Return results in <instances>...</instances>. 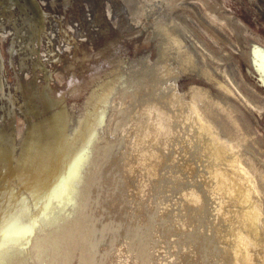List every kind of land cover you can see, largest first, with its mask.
I'll use <instances>...</instances> for the list:
<instances>
[{"label": "water", "instance_id": "1", "mask_svg": "<svg viewBox=\"0 0 264 264\" xmlns=\"http://www.w3.org/2000/svg\"><path fill=\"white\" fill-rule=\"evenodd\" d=\"M130 39L88 63L63 65L57 80L50 71L34 75L32 69L22 75L21 67L6 79L0 62V81L7 89L0 87V109L20 103L22 96L8 89L14 82H35L45 76L51 89L63 90L72 69L84 74L79 84L85 89L106 79L97 72L115 58L122 56L129 63L134 55L142 62L152 57L148 43L131 52ZM85 74L93 76L87 79ZM179 77L167 79L177 81ZM164 83L157 78L144 82L143 95L149 99L156 86ZM164 92L170 95L171 89ZM85 94H65L47 105L53 108L46 110L48 119L60 113L68 118L56 120L48 132L49 143L43 150L49 174L41 177H35L37 167L28 161L27 154L33 149L29 138L21 130L22 135L16 136L19 115L0 116V264H246L241 236L257 245L258 228L244 222L241 193L221 178L211 139L202 134L203 140L190 130L152 132L163 141L157 143L168 165L165 170L155 168L146 178L145 170L128 165L130 154L124 155L131 139L117 137L116 128L107 127L106 116L117 92L106 93L105 106L91 109L83 107L88 102ZM65 146H71V155L67 150L65 155L58 154ZM79 148H89V157L74 156ZM114 149L120 154L113 163L110 152L113 155ZM78 159L77 173L64 175L65 168ZM26 172L35 176L18 177ZM255 260L263 263L258 257Z\"/></svg>", "mask_w": 264, "mask_h": 264}, {"label": "rangeland", "instance_id": "2", "mask_svg": "<svg viewBox=\"0 0 264 264\" xmlns=\"http://www.w3.org/2000/svg\"><path fill=\"white\" fill-rule=\"evenodd\" d=\"M176 15L179 16L181 20H179ZM196 15H199L201 19L204 21L206 20L205 22L208 23L205 24ZM224 16L226 19H224ZM154 19L164 24L168 30L169 28L173 29V32L177 34L181 41V46L190 53V60L197 71H195L193 67L191 68L194 70L191 69V71L174 68L173 71H171L176 72L175 77H180L177 81H169L168 79L172 77V72L169 71L171 65L169 66V64L172 61L168 58L162 59L163 63L158 69L160 73L153 75L154 77L151 76V78L149 77L150 75H147L142 85L131 90L130 94L128 93L129 95L123 98L119 103L120 119L115 118V122L113 121L110 130L116 128L115 132H118L117 137L121 136L125 140L131 137V149L129 148V152L126 151L124 153L126 157L130 154L128 165L136 169L138 167L140 171L143 170L144 172L145 170L147 172L149 171L147 164H149L151 168L148 174L145 172L146 178H148L147 176L152 170H155L154 168L159 170L160 167V170H165L168 164H166L165 159H163L165 154L162 153L164 151L161 150V146L159 145L160 142L157 143L158 139L161 141L162 139L156 138L154 135L158 133L169 134V131L170 133H172V131L176 132L178 129H181V127V131H193L194 121H192L189 116L196 115L199 118L201 109H205V112H209L215 108L210 100L205 97H202L203 99L195 106L191 103V93L193 91L191 89L194 86L198 88L209 87L210 91H213L212 93H218L217 90L214 91L212 81L208 82L202 75L198 74V70L204 68L210 76L214 77L213 81L214 79L220 80V82L233 93L232 95L230 93V95L234 97L233 101H231L233 97L229 96V94L221 96L223 98L225 97V99L227 98L226 101L231 106L229 109L233 111V116H236L235 118L239 121L242 130L249 135V138L246 139L244 143H246V145L251 144L252 147H254L255 155L248 152L245 160H251L253 163L258 161L257 163L262 165V170H259L255 175L256 185L261 192L259 197H255V199L256 202H259L260 210L264 211V209H262L264 207V150H262L264 149V74L259 64V59L261 57L264 59V0H0L1 67L6 72V79H9L12 70L20 72L18 69L19 67L23 68L21 71L22 75H27L32 69L38 74L51 70L54 66H63L67 64L75 65L76 62L80 64L87 63L100 53L114 48L115 44H120L130 38V40H132L130 47L131 52H135L136 48L147 46V43L152 46V48L154 47L152 57H147L145 59L146 64L150 65L154 63L157 55L156 38H150V28L148 26L150 21ZM210 26L216 27L211 31L208 28ZM235 34L239 39H234ZM138 36L140 37L138 41L133 42ZM237 44L239 48L241 47L240 49ZM251 46H257V54L262 55H252L250 49H248ZM132 58L129 63H124L132 66L139 60L136 55L132 56ZM115 59H122V57ZM110 68H112V63H109L103 70L97 73L98 75L100 73L104 74L105 71ZM36 73H34V75ZM97 73L94 74L97 76ZM83 75L84 74H76V71L72 69L69 70L66 78L67 83L63 90L51 89V85L45 79V76L29 84L27 80H25L23 84L14 82V85L9 86L8 89H14L16 94L23 98L19 97L18 100L20 103L17 102L18 104H13L14 106L9 105L7 107V112L1 108L0 116L6 117L9 113H17L23 125V129H20L21 124L18 125L17 134H20L25 129V123H33L39 118L47 116L46 110L50 111L53 109L47 105L60 101L62 95L73 94L76 97L79 96L80 92L87 91L88 88L84 89V86H82L83 83L79 84L82 80L80 78H82L81 76ZM89 75L93 76V74H85L87 79H89ZM51 76H53L54 79L60 78V71L55 68ZM156 78L162 80L163 83L166 81V85L165 83V86L163 84L161 87L157 85L155 89L157 92L153 90L155 94L150 96V102H148L149 99L143 95L144 93H138V91L142 90L144 82H154ZM192 79H194V81H192ZM184 81L186 83H184ZM31 83V87L33 88L32 91L29 90L30 88L28 87ZM186 84L190 88L187 87ZM3 85L4 83L0 81V87ZM183 87L186 89L184 90ZM244 87L247 89L240 90ZM4 88L6 87H2V89ZM165 88L171 89L170 95L164 92ZM247 90H250L251 93ZM174 93L182 96L185 100L175 104L172 102L170 105L169 102L174 98V95H172ZM252 95L260 99L253 100ZM151 97L153 99L159 97L161 104L163 102L169 103L174 113L170 112L169 115H167L168 113H162L160 115L156 123L157 129L153 131L154 135L150 134L147 135L148 138L145 137L146 139L144 140L147 141H143L142 144L144 148H142L138 140L143 137L145 133L144 130L147 124V117L145 115L140 116L136 124L137 120L130 118V115H133L134 111L137 109L139 113H142L147 102L151 103L153 100ZM204 98L207 101L204 100ZM144 99H147V101L145 102ZM259 100L260 102H257ZM186 101L192 105V108H187L188 103ZM236 101H238V103ZM123 102H125V105ZM130 103H134V105L129 106ZM84 105V109L87 108L88 104ZM152 105H155V103H152ZM99 106H103V103H99L97 106L93 107L98 108ZM135 106L136 108H133ZM156 106H154L155 109H159L158 107L156 108ZM93 107L88 105V109ZM55 109L60 108L55 107ZM132 109L134 110L132 111ZM87 114L88 118L92 120L93 114L86 112V115ZM170 114L176 115L172 117ZM178 114L181 117H178ZM220 114L226 121L227 119L225 118L224 112H220ZM252 119L263 133L257 130ZM120 121L122 123H120ZM227 122L229 123V120H227ZM20 130L21 132H19ZM92 133L88 138L89 143L93 141ZM219 133L221 134L222 132L220 131ZM235 135L236 134H233L232 136ZM200 137L203 139L202 135ZM145 147L153 148V153L152 149H147ZM70 149L71 153V146L69 147V150ZM80 149L81 148L76 152L73 151L75 152L74 156L78 157L82 155L83 159L88 158V155H90L88 153L89 148H87L88 150L85 149V151ZM116 150L117 149H114L113 155L111 154L112 152H110L111 156H113V158H111L112 162L116 160L117 155L120 154L115 153ZM134 150L135 152L138 151L135 155ZM260 150L263 151V153ZM107 157L109 156L107 155ZM154 158L156 164L158 163L157 165L154 162ZM148 159L151 160V163ZM146 161L147 163H145ZM160 162L161 164H159ZM79 164L80 160L78 159V162L76 161L71 164L70 168H65L63 174L77 173ZM151 175L152 174H150V176ZM76 177L77 175L75 178ZM258 221L260 240L257 245H254V242L248 239L247 243L249 244V248L247 251L249 255L258 252L257 246L264 250V218H259Z\"/></svg>", "mask_w": 264, "mask_h": 264}, {"label": "bare ground", "instance_id": "3", "mask_svg": "<svg viewBox=\"0 0 264 264\" xmlns=\"http://www.w3.org/2000/svg\"><path fill=\"white\" fill-rule=\"evenodd\" d=\"M42 1V0H41ZM197 2V1H196ZM186 3V2H185ZM117 4V3H116ZM151 8V7H150ZM212 8V7H211ZM199 11V10H198ZM110 12V11H109ZM112 12V10H111ZM215 12V11H214ZM182 13V12H181ZM196 13V12H195ZM223 13V12H222ZM215 14V13H214ZM221 14V13H220ZM225 15V14H224ZM116 16V15H115ZM177 16V15H176ZM197 17H199V15H196ZM221 17V15H220ZM177 18L179 20H181V18H179V16H177ZM201 19V17H199ZM229 18V17H228ZM227 18V20L229 21V19ZM224 19L225 16H224ZM223 19V20H224ZM205 24L208 22H205L203 19H201ZM224 20V21H227ZM230 22V21H229ZM204 24V25H205ZM231 24V22H230ZM212 25V24H211ZM149 28H150V38L151 39H155L156 38V47H157V55H156V59L154 60V63L148 65L146 64V61L140 62L139 60L136 61L135 64H133L131 67H129V64H125L123 62L122 59H113L110 63H112V68L108 69L107 71H105V73L103 74L104 77H106L105 80H103L102 82H100V85H91L88 87L87 94H86V101L88 105H90L91 107L93 106H97L99 103H103V105H105V95L108 92H112L115 90V92H117L118 94V98L117 101H113L112 106L110 107V113L107 115V123H108V128L110 130L111 125L113 124V121L115 122V118L120 119V110H119V103L123 100V98H125L126 96H128L130 94L131 90H134L137 88V86L140 87V85H142L144 78L146 79L147 75H150L149 77L151 78V76L156 75L159 72V67L160 65H162V59L168 58L171 59L172 62H170L169 66L171 65V67L169 68V71H173L174 68H178V70L180 69H184V70H188L191 71V67L194 68V65L192 64V61L190 60V53H188V51L181 46V41L179 39V37L177 36L176 33L173 32V29L169 28V30L164 26V24H162L161 22H159L158 20L154 19L152 21H150V23L148 24ZM209 26V25H208ZM216 27V26H215ZM215 27H208L211 31H213V29ZM188 28V27H187ZM192 29V28H191ZM216 36V35H215ZM235 38L237 39L238 37L236 36V34L234 35ZM135 37V36H134ZM132 37V38H134ZM149 37V36H148ZM147 37V38H148ZM221 37V36H220ZM222 38V37H221ZM239 39V38H238ZM150 40V39H147ZM224 40V39H223ZM237 43V42H236ZM239 44V43H238ZM237 44V45H238ZM260 44V43H259ZM149 45V44H148ZM244 45V44H243ZM245 46V45H244ZM154 48V47H153ZM239 48V45H238ZM241 48V47H240ZM239 48V49H240ZM246 48V47H245ZM243 49V48H242ZM248 49H250V53L252 55L256 54V55H262V54H257V50L253 51V46L249 47ZM260 51V48H259ZM258 51V52H259ZM155 54V53H154ZM250 54V55H251ZM249 55V56H250ZM122 57V56H121ZM120 57V58H121ZM227 57V56H226ZM261 57V56H260ZM132 58V57H131ZM256 58V56H255ZM259 58V57H258ZM133 59V58H132ZM161 60V61H160ZM254 60V59H253ZM256 60V59H255ZM133 61V60H132ZM135 61V60H134ZM153 61V60H152ZM259 64H260V68L263 71L264 74V59L261 57L259 59ZM169 63V62H168ZM197 65V64H196ZM190 66V67H189ZM131 68V69H130ZM198 68V67H197ZM238 68V67H237ZM195 71H197L196 68H194ZM192 69V70H194ZM200 70V71H199ZM198 70V74L202 75V77L205 78V80H208V82L212 81V86L214 87V91L217 90V92L219 93H212L208 88L206 87H193L191 90L192 91V95H191V100H192V105L195 106L197 105V103L202 100V97H205L207 99L210 100L211 104H213L215 106V108L211 111H206L205 109H201L200 113V117L198 118L196 115H191L189 116L190 119L192 121H194V129H192L194 133H196V135H206L207 138L211 141V145L213 148V156L215 158L216 164H218V171L219 174L221 175V178L225 180L226 184L231 187L233 190H236L237 192L239 191V193H241V199L239 200V202H242V207L245 209L244 213H243V219L246 218V220H244V222L246 221V223L248 224L249 222L252 223V226L254 228V230L257 229V232H259V237H260V230H259V218L263 219L264 218V211L260 210L259 207V202H256L255 197H259L260 195V189L258 188V186L256 185V178L255 175L257 174V172L259 170H262V165L258 164L257 162L253 163L251 160H245L246 159V155L247 153L251 152L253 155H255V151H254V147H252L251 144L246 145V143H244L246 141V139L249 138L248 133H245L242 130V127L239 123V121L237 120V118H235L232 114L233 111H231L229 108L231 107L230 104L226 101L227 98L225 99V97L223 98L221 95H225V94H229V96H231L233 93L232 91H230L222 82H220V80H216L214 79L213 81V76H210L205 70L204 68H200ZM171 71V72H172ZM177 71V70H176ZM194 71V72H195ZM186 73V72H185ZM190 73V72H189ZM34 74V73H33ZM37 74V73H36ZM73 74V73H72ZM195 74V73H194ZM176 72H172L171 76L175 77ZM187 76V75H186ZM196 76V75H195ZM154 77V76H153ZM189 77V76H188ZM198 77V76H197ZM246 77V76H245ZM233 78V77H232ZM216 80V81H215ZM234 80V79H233ZM244 80V79H243ZM171 81V80H169ZM192 81H194V79H192ZM174 82V81H172ZM30 83V81H28V84ZM146 83V82H145ZM184 83H186L184 81ZM190 83V82H187ZM254 83V82H253ZM27 84V85H28ZM180 84V83H179ZM191 84V83H190ZM257 84V83H256ZM164 85V84H163ZM166 85V84H165ZM164 85V86H165ZM198 85V84H197ZM210 85V84H207ZM253 85V84H251ZM32 83L30 85H28V87L30 88L29 90H33V88L31 87ZM177 86V85H176ZM182 86V84H181ZM180 86V87H181ZM187 86V84H186ZM49 87V86H48ZM179 87V88H180ZM189 87V86H187ZM192 87V86H191ZM241 87V86H240ZM152 88V87H151ZM178 88V87H177ZM184 88V87H183ZM190 88V87H189ZM212 88V87H211ZM216 88V89H215ZM236 88V87H234ZM186 88H184L185 90ZM213 89V88H212ZM247 89L246 87L240 89V90H244ZM155 90V89H154ZM175 90V89H173ZM172 90V91H173ZM188 90V89H187ZM186 90V91H187ZM143 88L142 90H139L138 93H143ZM162 91V90H161ZM176 91V90H175ZM190 91V90H189ZM250 91V90H247ZM65 92V91H64ZM154 92H157L156 90ZM174 92V91H173ZM129 93V94H128ZM132 93V92H131ZM163 93V92H162ZM188 93V92H187ZM231 93V95H230ZM251 93V91L249 92ZM171 94V93H170ZM214 94V95H213ZM245 94V93H244ZM255 94V93H254ZM140 95V94H139ZM174 95V98L172 99V101H170V105L172 104V102L175 103H179L184 101L185 99H183L182 96H179L178 94L174 93L172 94ZM165 96V95H164ZM227 96V95H226ZM253 96V95H252ZM251 96V97H252ZM142 97V96H141ZM140 97V98H141ZM172 97V96H171ZM186 97V96H185ZM233 97V96H231ZM130 98V96H129ZM152 98V97H151ZM166 98V97H165ZM169 98V97H168ZM188 98V96H187ZM204 98V100H206ZM245 98V97H244ZM256 98V99H254ZM142 99V98H141ZM153 99V98H152ZM230 99V97H229ZM232 99V98H231ZM253 100H258L260 98L255 97V95L252 98ZM125 100V99H124ZM145 100V99H144ZM170 100V99H169ZM190 100V99H189ZM188 100V101H189ZM234 100V97L231 101ZM236 100V99H235ZM249 100V99H247ZM134 101V100H133ZM132 101V102H133ZM141 101V100H139ZM138 101V102H139ZM167 101V100H166ZM207 101V100H206ZM137 102V104H138ZM142 102V101H141ZM150 102V101H148ZM145 105L144 110L142 111V113L138 112L137 110L134 111L133 115H130V118L132 119H139L140 116L145 115L147 117V124L144 130V134L143 137H141L138 140V143L141 144V147H143V141H147L144 140L146 139L145 137L148 138L147 135H152V132L157 129L156 127V123L160 118V115L162 113H168L167 115H169V113L174 111L171 109V107L169 106V103L163 102L161 104L159 97L154 98L151 103H148ZM187 102V101H186ZM235 102V101H234ZM238 103V101H236ZM257 102H260L257 101ZM125 102H123L124 104ZM152 103H155V105H152ZM188 103V102H187ZM206 103V102H205ZM251 103V102H250ZM87 105V107H88ZM125 105V104H124ZM134 103H130L129 106H133ZM158 105V106H156ZM192 105H190V103L187 104V108H192ZM243 105V104H241ZM84 106V105H83ZM158 107L159 109H155ZM175 106V105H174ZM207 106V105H206ZM205 107V106H204ZM245 107V106H243ZM2 110L4 111H8L7 107L2 106L1 107ZM133 108H136L133 107ZM206 108V107H205ZM213 108V107H212ZM211 108V109H212ZM233 108V106H232ZM126 109V108H125ZM208 109V108H206ZM246 109V108H245ZM123 110V109H122ZM129 110V108H128ZM126 110V111H128ZM134 109H132L133 111ZM172 110V111H171ZM175 110V108H174ZM131 111V110H130ZM194 111V110H193ZM246 111V110H245ZM88 112V111H87ZM220 112H224L225 118L227 120H229V123L227 122V120L225 121V119H223V116L220 114ZM132 114V113H131ZM111 115V116H110ZM122 115V113H121ZM171 115V114H170ZM176 115V114H175ZM175 115H171L172 117ZM169 116V117H171ZM47 117H51V116H45V117H41L39 118L37 121L33 122V123H25V129L23 130V136L26 134V136L29 138L30 141V145L33 147L32 151L29 152L27 155L29 157L28 161H34L33 165L36 168L38 172L35 173L37 176L30 174L29 172L26 173H19V176L21 179H29V177L35 176V177H41V175H48L49 174V170H47L46 167H44L46 165V158L47 155L45 154L43 148L46 147V145L49 143V140L47 139V135L48 132H50L51 127H54L53 123L56 120H59L61 118V120H65V118H68L64 115L60 114H56L54 116H52V118H47ZM166 117V116H165ZM177 117V116H176ZM178 117L179 116L178 114ZM57 118V119H56ZM122 118V117H121ZM168 118V117H167ZM169 119V118H168ZM174 119V118H173ZM172 119V120H173ZM177 119V118H176ZM126 120V119H125ZM175 120V119H174ZM178 120V119H177ZM176 120V121H177ZM131 121V120H130ZM148 121H151L154 124L150 125ZM117 122V121H116ZM174 122V121H173ZM59 123V122H57ZM106 123V124H107ZM120 123H122L120 121ZM138 123V120L136 122V124ZM169 123V121H168ZM171 123V122H170ZM181 123V122H180ZM183 123V122H182ZM22 124V123H21ZM63 124V123H62ZM125 124V123H124ZM184 124V123H183ZM172 125V123H171ZM185 125V124H184ZM127 126V125H125ZM123 126V127H125ZM169 126V125H168ZM173 126V125H172ZM171 126V127H172ZM177 126V124H176ZM122 127V126H121ZM49 128V129H48ZM170 128V127H169ZM176 128V127H175ZM177 129V128H176ZM175 129V130H176ZM182 129V127H181ZM180 129V130H181ZM187 129V128H185ZM189 129V128H188ZM191 129V128H190ZM174 130V127H173ZM179 130V129H178ZM172 131V130H171ZM191 131V130H190ZM222 132L221 134L219 132ZM156 132V131H155ZM174 132V131H172ZM22 133L17 134L16 136L19 137L22 135ZM118 133V132H117ZM154 133V132H153ZM170 133V131H169ZM191 133V132H189ZM233 134H236L235 136H232ZM131 138V137H130ZM129 138V139H130ZM204 140V139H203ZM136 144V142H135ZM137 145V144H136ZM42 146V147H41ZM134 147V146H133ZM147 148V147H145ZM42 149V150H41ZM131 149V147H130ZM129 149V150H130ZM134 149V148H133ZM147 149H152V153L154 151L153 148H147ZM68 152V154H70L71 149L69 150L68 147H62L59 149L58 154L60 155H65V152ZM83 150V149H82ZM88 150V149H87ZM142 150V149H141ZM264 150V149H262ZM43 151V152H42ZM259 151V149H258ZM261 151V150H260ZM80 152V151H79ZM129 152V151H127ZM135 152V150H134ZM138 152V151H136ZM134 153L137 154V153ZM151 152V151H150ZM263 153V151H261ZM86 153V152H84ZM82 153V154H84ZM257 153V152H256ZM88 154V153H87ZM112 154V153H111ZM78 155V154H77ZM116 156V155H115ZM151 156V155H150ZM157 156V155H155ZM79 157L82 158V155H79ZM89 157V155H88ZM254 157V156H253ZM150 158V157H149ZM153 158V157H151ZM83 159V158H82ZM130 159V158H129ZM147 159V158H146ZM145 159V160H146ZM20 161H22V159H19ZM44 160V161H43ZM149 160V159H148ZM159 160V159H158ZM157 160V161H158ZM253 160V159H252ZM115 161V160H114ZM113 161V162H114ZM132 161V160H131ZM151 163V160H149ZM78 162V161H77ZM135 162V161H134ZM154 162H155V158H154ZM147 163V161L145 162ZM156 164V162H155ZM158 164V163H157ZM156 164V165H157ZM161 164V162L159 163ZM163 164V163H162ZM251 164V165H250ZM71 165V164H70ZM69 165V166H70ZM136 165V164H135ZM148 165V170L150 171V166ZM154 165V164H153ZM164 166V165H163ZM146 167V166H145ZM153 167V166H152ZM159 167V166H157ZM138 169V167H137ZM155 169V168H154ZM160 169V167H159ZM139 170V169H138ZM162 170V169H161ZM143 171V170H142ZM149 171H145L147 174ZM64 172V171H63ZM39 175V176H38ZM28 176V178H27ZM149 177V175L147 176ZM154 182V181H153ZM255 182V183H254ZM238 200V199H237ZM236 200V201H237ZM242 200V201H241ZM241 206V205H240ZM264 209V207L262 208ZM242 223V222H241ZM241 238H243V253H244V260L246 262V264H261L259 261L257 262L255 260V257H258V259L263 260L264 264V250L263 248H258V252H260V254L258 252H254L251 253L249 255L248 253V248H249V244L247 243L248 241V237H246L244 235V237L241 236ZM245 238V239H244ZM260 240V238H259ZM251 245V244H250Z\"/></svg>", "mask_w": 264, "mask_h": 264}, {"label": "flooded vegetation", "instance_id": "4", "mask_svg": "<svg viewBox=\"0 0 264 264\" xmlns=\"http://www.w3.org/2000/svg\"><path fill=\"white\" fill-rule=\"evenodd\" d=\"M88 63V62H87ZM65 66V65H64ZM61 67H63V66H54L51 70H48V71H50L51 73H52V71L55 69V68H57L58 70L61 68ZM55 80H57V79H55Z\"/></svg>", "mask_w": 264, "mask_h": 264}, {"label": "snow or ice", "instance_id": "5", "mask_svg": "<svg viewBox=\"0 0 264 264\" xmlns=\"http://www.w3.org/2000/svg\"><path fill=\"white\" fill-rule=\"evenodd\" d=\"M257 50V46H253V51H256Z\"/></svg>", "mask_w": 264, "mask_h": 264}]
</instances>
